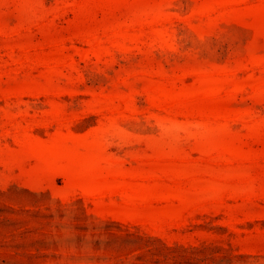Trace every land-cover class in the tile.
<instances>
[{
    "label": "rangeland",
    "instance_id": "1",
    "mask_svg": "<svg viewBox=\"0 0 264 264\" xmlns=\"http://www.w3.org/2000/svg\"><path fill=\"white\" fill-rule=\"evenodd\" d=\"M0 264H264V0H0Z\"/></svg>",
    "mask_w": 264,
    "mask_h": 264
}]
</instances>
